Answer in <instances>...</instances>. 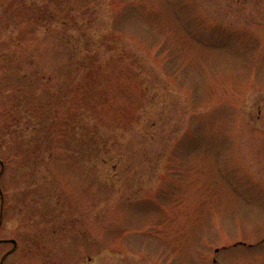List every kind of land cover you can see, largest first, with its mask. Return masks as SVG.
Listing matches in <instances>:
<instances>
[{"label": "rangeland", "instance_id": "1", "mask_svg": "<svg viewBox=\"0 0 264 264\" xmlns=\"http://www.w3.org/2000/svg\"><path fill=\"white\" fill-rule=\"evenodd\" d=\"M0 264H264V0H0Z\"/></svg>", "mask_w": 264, "mask_h": 264}]
</instances>
